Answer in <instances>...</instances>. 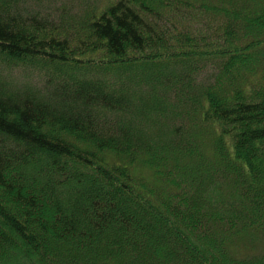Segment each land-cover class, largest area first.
<instances>
[{
  "label": "trees",
  "instance_id": "1",
  "mask_svg": "<svg viewBox=\"0 0 264 264\" xmlns=\"http://www.w3.org/2000/svg\"><path fill=\"white\" fill-rule=\"evenodd\" d=\"M0 264H264V0H0Z\"/></svg>",
  "mask_w": 264,
  "mask_h": 264
}]
</instances>
